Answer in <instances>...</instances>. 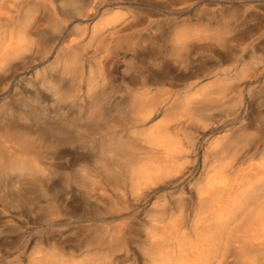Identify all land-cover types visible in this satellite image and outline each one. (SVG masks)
I'll use <instances>...</instances> for the list:
<instances>
[{"label":"rangeland","instance_id":"obj_1","mask_svg":"<svg viewBox=\"0 0 264 264\" xmlns=\"http://www.w3.org/2000/svg\"><path fill=\"white\" fill-rule=\"evenodd\" d=\"M15 5L17 52L0 71V264H155L173 220L185 214L194 239L198 186L221 182L213 208L227 212L264 176V0ZM161 133L185 156L134 193L125 162L159 149Z\"/></svg>","mask_w":264,"mask_h":264},{"label":"bare ground","instance_id":"obj_2","mask_svg":"<svg viewBox=\"0 0 264 264\" xmlns=\"http://www.w3.org/2000/svg\"><path fill=\"white\" fill-rule=\"evenodd\" d=\"M15 4L16 0H0V71L3 70L5 65L12 62L17 52V37L12 22L13 12L16 8ZM168 74H170V69L167 72ZM159 76H161L159 73H151V78L154 80H158ZM145 86V84H142L139 87L143 90L140 93L143 96H148L150 90ZM147 114L150 115L148 112ZM48 129L58 135L62 133L63 128L51 126ZM151 134L153 133L151 132ZM165 136H162V133L157 137L155 136L156 138L151 141L154 143L153 147L157 145L159 149L151 150L152 153L146 157H140L142 160L139 162H135L131 157L126 160V165H124L127 168L134 193L143 191L155 177L168 176L171 170L170 166L176 165L185 156L180 150L171 147L173 145L168 142L169 139L167 140ZM150 145L153 144L150 143ZM205 182L204 186H198L197 188V198L201 207L196 215L197 219L193 221L194 239L191 240L180 232L183 225L181 220L185 214L177 220H173V233H170V238L163 241L167 243L172 239L175 242L174 247L163 250L155 264H231L236 260L237 255L236 262L240 264H264V176L254 180L249 185L247 184L248 187L242 189L237 204L233 205V209H229L227 212L218 209L216 211L213 208L215 207V199H218V196H214L212 191L221 186L222 183L217 182L216 184L213 179Z\"/></svg>","mask_w":264,"mask_h":264}]
</instances>
